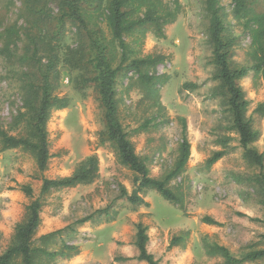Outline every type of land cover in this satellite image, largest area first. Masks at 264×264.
<instances>
[{
	"label": "rangeland",
	"instance_id": "1",
	"mask_svg": "<svg viewBox=\"0 0 264 264\" xmlns=\"http://www.w3.org/2000/svg\"><path fill=\"white\" fill-rule=\"evenodd\" d=\"M55 1L49 7L54 13ZM174 1L166 0L170 5ZM177 1L180 12L175 23L166 27L165 38L147 30L127 39L136 57L166 58L150 70L151 75L161 78L156 91L145 89L135 73L127 71L118 79L117 98L120 119L137 154L146 160L156 179L174 169L186 124L190 160L185 173L170 184L180 204L167 201L156 190L143 194L145 205H132L121 196L123 188L129 194L136 189L135 174L120 163L114 146L101 140L105 125L95 88L78 89L75 82L82 73L60 64L56 95L67 98L68 107L51 112L47 170H39L31 153L2 151L0 145V255L11 246L16 227L25 221L28 206L37 199L43 208L36 245H41L38 240L42 236L61 232L50 239L49 251H61L65 245L78 248V254L70 258L41 264H147L114 261L138 256V223L147 227L148 252L159 264H224L221 257L208 255V244L224 246L238 258L264 249V192L257 182L264 169L244 158L239 135L231 128V116L222 98L213 93L218 82L213 79L215 68L210 63L212 50L203 0ZM25 2L0 0V33L11 25L28 27ZM222 4L227 33L237 38L234 63L250 66L249 35L234 18L231 0H222ZM254 7L264 12V0H255ZM62 45L75 47L70 24ZM2 46L4 41L0 40ZM24 72H28L27 67L18 58L0 56V125L11 135L22 131V127L14 129V120L23 111ZM184 84L196 88L186 90ZM240 85L250 101L248 117L259 135L253 147L264 154V78L250 73ZM223 150L225 156L208 166V160ZM90 156L99 160V175L92 184L41 195L44 178L69 177ZM26 186L32 189V196L24 192ZM88 217L91 220L80 223ZM205 218L219 225H210ZM247 264H264V260Z\"/></svg>",
	"mask_w": 264,
	"mask_h": 264
},
{
	"label": "trees",
	"instance_id": "2",
	"mask_svg": "<svg viewBox=\"0 0 264 264\" xmlns=\"http://www.w3.org/2000/svg\"><path fill=\"white\" fill-rule=\"evenodd\" d=\"M53 0H26L28 27L11 25L0 33L4 46L0 56L8 59L18 58L27 67L24 72L23 111L14 120V129H21L18 135H11L0 125V145L2 151L21 149L31 153L41 172H45L51 159L47 124L53 109L68 107V99L56 95L60 82V64L82 75L76 80L78 89L85 86L95 88L103 109L105 128L101 134L104 143H110L117 151L119 161L135 174L136 189L129 194L122 189L132 205H145L143 194L156 190L167 201L180 204V200L170 184L185 173L191 155L190 142L186 135L180 144V155L173 170L162 179L151 176L150 168L144 158L139 156L121 119L117 98V82L122 73L131 71L137 81L152 93L160 83V77L151 75L150 70L165 62L164 56L136 57L135 49L127 41L137 32L152 30L158 38H165L167 26L175 23L180 5L175 0L170 5L166 0H57V12L50 7ZM232 14L241 22L251 40L248 47L250 66L234 63L233 51L237 38L230 36L226 22L227 15L222 0H203L207 23L209 45L212 50L210 63L215 68L214 81L218 82L213 93L221 97L231 116L232 130L239 135L244 150V158L253 166L264 169V154L253 144L259 139L248 117L250 101L240 85V81L250 73L264 78V12L255 9V0H231ZM0 20V28L2 27ZM74 31L75 47L63 46L66 25ZM22 45V46H21ZM21 46V47H20ZM20 47L21 53H18ZM196 88L194 84H184L183 89ZM226 152H216L208 166L214 165ZM99 175V160L90 156L80 163L69 177L43 179L41 195L46 196L55 189L75 188L92 184ZM257 182L264 192V174ZM24 192L32 196L33 191L26 186ZM43 204L40 199L27 208L23 223L15 229L11 246L0 255V264H41L56 258H70L78 254V248L65 245L61 251L47 249L50 239L60 234L54 232L42 236L36 245L35 234L41 223ZM91 220L83 219L80 223ZM204 221L219 225L211 218ZM264 223V221H263ZM148 229L137 224L135 258L118 257L115 262L137 260L147 264H159L148 252ZM206 251L211 257H221L224 264H247L264 260V249L251 250L242 258L234 256L230 250L218 244H208Z\"/></svg>",
	"mask_w": 264,
	"mask_h": 264
}]
</instances>
